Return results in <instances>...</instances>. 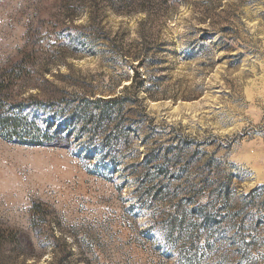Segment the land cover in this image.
Returning <instances> with one entry per match:
<instances>
[{"label":"rangeland","instance_id":"rangeland-1","mask_svg":"<svg viewBox=\"0 0 264 264\" xmlns=\"http://www.w3.org/2000/svg\"><path fill=\"white\" fill-rule=\"evenodd\" d=\"M128 57L144 65L136 94ZM0 86L6 106L47 115L90 92L139 99L107 147L0 137V264H264V225L246 238L263 258H232L219 191L188 208L183 192L201 186L202 151L238 204L257 190L264 224V0H0ZM196 208L217 221L210 251L202 230L180 236Z\"/></svg>","mask_w":264,"mask_h":264},{"label":"trees","instance_id":"trees-1","mask_svg":"<svg viewBox=\"0 0 264 264\" xmlns=\"http://www.w3.org/2000/svg\"><path fill=\"white\" fill-rule=\"evenodd\" d=\"M129 60H138V57H128ZM143 65L142 59L138 63L131 65L132 76L130 80V88L135 91V94L140 90V85L145 82L139 75L138 68ZM0 86V137L8 142H13L23 146H46L48 144H61L66 145L71 139L78 140L81 136L85 135L91 140L98 142L101 147L110 146L112 141L119 142L120 138L129 135L133 127L126 123L130 120L129 117L133 115L135 110L132 108L139 99H131L129 94L117 95L106 98L103 94L96 97L94 92L85 94L83 97H70L62 99L57 104V109L52 110L50 115H47V107L41 103H20L9 104L6 106L2 97V89ZM129 88V87H128ZM127 88H125L126 90ZM143 89V88H142ZM149 88L143 89L144 91ZM68 95V94H66ZM55 107V106H52ZM49 111V110H48ZM29 112V113H26ZM31 113H35V118H31ZM59 121L58 126L53 128L52 122L54 119ZM67 121L69 127L67 129L64 122ZM73 134L75 135L74 137ZM99 139V141H97ZM94 141V142H95ZM96 144V143H94ZM203 153V154H202ZM201 157L193 159L197 165V172L200 178V188L188 186L189 181L184 182L183 192L186 195L184 207L188 208L195 204V200L202 197L203 192H214L216 189L217 195L223 202L224 216H221V222L227 225L226 233L229 236L228 248H232L230 255L232 258L241 256L247 262H253L254 259H259L260 254L253 255L254 246L251 241H246L249 236L248 233L260 231L258 215L248 213L250 207L259 209V201L255 197L257 190H253L246 197L242 203H237L235 198L236 188H231L230 185L224 181L222 174V163L212 158L203 160L204 152L200 151ZM191 161V163H192ZM191 163H188L189 165ZM208 197L209 193H208ZM261 205V204H260ZM205 208L208 206H204ZM197 208L189 213L184 210L180 223L183 225V231L180 232L181 238L189 240V242L197 243L201 239L198 233L202 230L206 241L207 250H212V245L216 242L213 238L212 228L216 227L217 221H211V216L203 215V213L196 214ZM195 212V213H194ZM193 213V214H192ZM219 213V212H217ZM256 213H258L256 211ZM200 219L201 226H198V219ZM223 219V221H222ZM240 219L239 224L236 220ZM236 225V226H234ZM229 233V234H228ZM12 237V234H9ZM5 237L0 233V250L1 245L5 243ZM15 240L19 249L22 246L18 240L17 234ZM54 242L60 241L52 235ZM223 240V238L221 239ZM24 245V244H23ZM1 255V251H0ZM263 258L262 256H260ZM1 262V259H0Z\"/></svg>","mask_w":264,"mask_h":264}]
</instances>
